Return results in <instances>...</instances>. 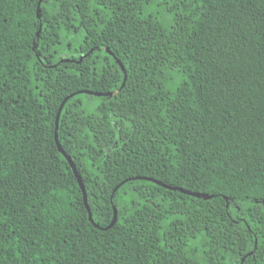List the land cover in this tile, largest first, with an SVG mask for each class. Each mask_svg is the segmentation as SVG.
Here are the masks:
<instances>
[{
    "label": "trees",
    "instance_id": "1",
    "mask_svg": "<svg viewBox=\"0 0 264 264\" xmlns=\"http://www.w3.org/2000/svg\"><path fill=\"white\" fill-rule=\"evenodd\" d=\"M0 264H264V0H0Z\"/></svg>",
    "mask_w": 264,
    "mask_h": 264
},
{
    "label": "water",
    "instance_id": "2",
    "mask_svg": "<svg viewBox=\"0 0 264 264\" xmlns=\"http://www.w3.org/2000/svg\"><path fill=\"white\" fill-rule=\"evenodd\" d=\"M67 100H68V99H65L64 102L61 104V106H60V108H59V111H58V114H57V117H56V124H55V140H56V144H57V147H58L59 152L62 153V154L65 156V158L67 159V161L70 163L71 168L73 169V171H74L76 177L78 178V182H79L80 187H81V189H82V192H83V194H84V203H85L86 208H87V210H88V212H89V218H90V220L92 221V217H91V214H90V209H89L88 204H87V198H86V193H85L84 185H83V183H82V181H81V179H80V177H79V175H78V173H77V170H76L75 165L73 164L71 158H70L69 156H67V154L65 153V151L63 150V148L61 147V145H60V143H59V141H58L57 130H58V124H59V119H60V113H61L62 108H63V106H64V104H65V102H66ZM148 180H152V179H148ZM152 181H154V180H152ZM154 182H156V183H158V184H161V183H159V182H157V181H154ZM116 222H117V211H116V209H114L113 220H112V223L110 224V226H109L108 228L113 227V226L115 225Z\"/></svg>",
    "mask_w": 264,
    "mask_h": 264
}]
</instances>
